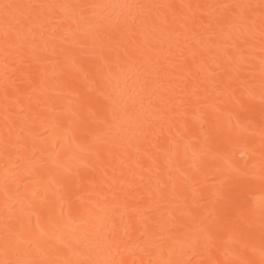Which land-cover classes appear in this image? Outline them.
<instances>
[{"label": "bare ground", "instance_id": "6f19581e", "mask_svg": "<svg viewBox=\"0 0 264 264\" xmlns=\"http://www.w3.org/2000/svg\"><path fill=\"white\" fill-rule=\"evenodd\" d=\"M0 264H264V0H0Z\"/></svg>", "mask_w": 264, "mask_h": 264}, {"label": "snow or ice", "instance_id": "6c2138e0", "mask_svg": "<svg viewBox=\"0 0 264 264\" xmlns=\"http://www.w3.org/2000/svg\"><path fill=\"white\" fill-rule=\"evenodd\" d=\"M14 7H19V6L11 5V4H4L3 5V10H4V14L6 17L9 15L10 10Z\"/></svg>", "mask_w": 264, "mask_h": 264}]
</instances>
